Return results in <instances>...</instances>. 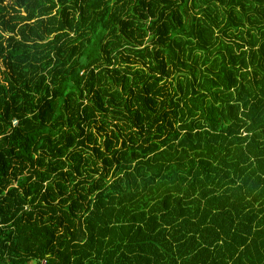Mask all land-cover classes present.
Segmentation results:
<instances>
[{
    "label": "trees",
    "instance_id": "1",
    "mask_svg": "<svg viewBox=\"0 0 264 264\" xmlns=\"http://www.w3.org/2000/svg\"><path fill=\"white\" fill-rule=\"evenodd\" d=\"M0 264H264V0H0Z\"/></svg>",
    "mask_w": 264,
    "mask_h": 264
}]
</instances>
